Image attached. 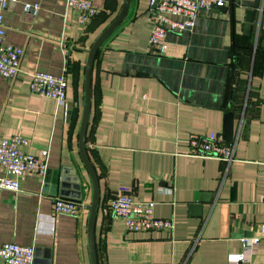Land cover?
I'll use <instances>...</instances> for the list:
<instances>
[{
	"label": "crops",
	"instance_id": "0c3cea01",
	"mask_svg": "<svg viewBox=\"0 0 264 264\" xmlns=\"http://www.w3.org/2000/svg\"><path fill=\"white\" fill-rule=\"evenodd\" d=\"M122 1L92 0L98 13L85 25L65 0H17L4 11L5 41L24 55L17 78L0 79V143L18 136L28 142L23 151L38 158L47 151L48 158L45 173L24 175L17 192L0 189V246L33 247V264H90L91 188L78 152L84 69L87 51ZM24 3L39 10L25 13ZM151 8L150 0H131L93 64L86 144L100 186L97 262L264 264V238L235 261L245 251L243 240L264 232V0L200 11L191 30L167 33L161 54L148 43ZM230 70L232 95L224 107ZM34 72L64 75L63 104L30 93ZM228 112L229 141L222 135ZM210 133L234 148L231 162L190 155L189 135ZM60 175L81 180L76 216L53 212ZM122 195L155 202V217L172 219L173 230L127 232L102 210ZM191 205L200 206V216Z\"/></svg>",
	"mask_w": 264,
	"mask_h": 264
},
{
	"label": "built area",
	"instance_id": "2783aa9c",
	"mask_svg": "<svg viewBox=\"0 0 264 264\" xmlns=\"http://www.w3.org/2000/svg\"><path fill=\"white\" fill-rule=\"evenodd\" d=\"M231 0H159L150 9L151 29L149 35L150 51L161 54L165 49L167 33H180L191 30L200 11L213 12L222 9ZM9 2L0 0V79L13 81L21 72L24 50L5 41L4 11ZM155 0H150L154 5ZM66 7L77 13L78 23L85 25L97 15L92 0H65ZM39 10V4H23V11L33 16ZM177 18H180L178 20ZM66 79L64 75L54 76L43 72H34L30 76L31 94L54 100L63 104L66 98ZM28 144L18 136L2 140L0 143V189L17 192L22 177L26 174L43 175L47 169L48 152L42 157L30 155L22 150ZM190 155L198 158H213L223 162L233 160L234 148L220 140L215 133L202 136L190 134L187 139ZM82 204L56 199L53 202L55 214L76 216ZM155 202L136 201L130 195L113 196L102 206L104 214L120 219L127 232H171L174 228L172 219L157 218L154 215ZM261 237L243 240L244 253L235 258L237 263L246 259L245 252L250 245L258 244ZM0 258L4 264H33V247L5 243L0 246Z\"/></svg>",
	"mask_w": 264,
	"mask_h": 264
},
{
	"label": "water",
	"instance_id": "95a60500",
	"mask_svg": "<svg viewBox=\"0 0 264 264\" xmlns=\"http://www.w3.org/2000/svg\"><path fill=\"white\" fill-rule=\"evenodd\" d=\"M158 2L159 0H155V3L154 5H152V8H154ZM130 3L131 0L122 1L121 8L118 14L116 15V17L105 27V29L95 39V41L87 51V60L84 69L82 115H81V123H80L79 136H78V152L82 165L88 176L90 188H91L90 202L86 206V209L88 210L87 242H88L90 264H98L97 254H96V244H95V221L100 204L99 179L88 157L87 144H86V132L89 123L90 106H91V82H92L93 64L96 54L100 49V47L102 46V44L104 43V41L122 24V22L126 18L130 7ZM247 14L252 15V12L251 13L248 12ZM251 27H252V18L250 16H247L244 24L245 35L247 36L250 35ZM258 38H259V32L257 31L254 38V45H256ZM232 77H233V72L232 70H230L226 83L224 107L227 106L228 100L232 95V81H233ZM232 117H233L232 112L226 113L224 117L222 135H223V139L227 141L231 139V135H232ZM54 181H56L57 183L59 199L71 201L77 204L81 203L83 188H82L81 180L78 176L75 175L69 181L68 178L60 175L59 177H55ZM190 210L196 211L195 214H197L198 216L201 215L199 205H191Z\"/></svg>",
	"mask_w": 264,
	"mask_h": 264
}]
</instances>
